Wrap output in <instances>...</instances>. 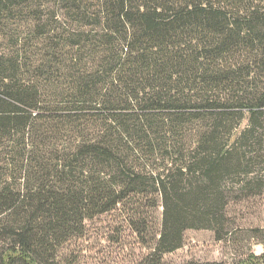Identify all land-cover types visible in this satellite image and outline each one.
<instances>
[{"label":"trees","instance_id":"1","mask_svg":"<svg viewBox=\"0 0 264 264\" xmlns=\"http://www.w3.org/2000/svg\"><path fill=\"white\" fill-rule=\"evenodd\" d=\"M262 193L264 0H0V264L114 211L167 264Z\"/></svg>","mask_w":264,"mask_h":264},{"label":"rangeland","instance_id":"2","mask_svg":"<svg viewBox=\"0 0 264 264\" xmlns=\"http://www.w3.org/2000/svg\"><path fill=\"white\" fill-rule=\"evenodd\" d=\"M162 211L158 207L154 213L156 233ZM228 217L230 229L224 239L217 240L210 230H189L183 247L165 255L164 261L238 264L251 254L264 255V193L232 203ZM150 252L129 227L126 215L114 211L87 221L84 232L66 243L59 257L61 264H144Z\"/></svg>","mask_w":264,"mask_h":264}]
</instances>
